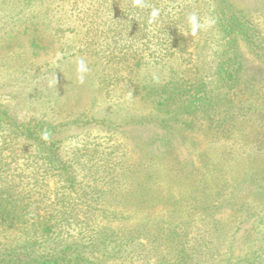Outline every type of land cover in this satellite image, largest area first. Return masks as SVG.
I'll return each mask as SVG.
<instances>
[{"label": "trees", "instance_id": "obj_1", "mask_svg": "<svg viewBox=\"0 0 264 264\" xmlns=\"http://www.w3.org/2000/svg\"><path fill=\"white\" fill-rule=\"evenodd\" d=\"M198 3L0 0V76L86 52L106 91L149 106L55 123L0 101V264H264V25L237 0ZM157 23L149 50L133 48Z\"/></svg>", "mask_w": 264, "mask_h": 264}, {"label": "rangeland", "instance_id": "obj_2", "mask_svg": "<svg viewBox=\"0 0 264 264\" xmlns=\"http://www.w3.org/2000/svg\"><path fill=\"white\" fill-rule=\"evenodd\" d=\"M194 1L200 4L198 3L200 0ZM237 2L242 5L240 7L252 13L254 20L260 21V24L264 25L263 17H256L258 12L264 11V0H237ZM199 13L203 17L206 16L203 12ZM4 20L7 19L0 17L1 22ZM160 22L162 20L158 21V23ZM158 23L150 24L142 35L136 39V42L132 45L133 48H136L138 43L144 42L145 45L142 46H148L149 50L153 41L149 40V38L152 37L155 41L158 38L156 30L164 28ZM203 23L204 27L196 37L202 40L199 44V57L205 54L204 59H206V40L212 41L215 44L216 38L215 29L210 24L211 21L206 17V22L204 20ZM97 33L98 35L96 36L101 35L100 32L94 31V34ZM134 35L136 36V34ZM123 39L127 40V37L123 36ZM120 42H123V40ZM58 58L57 53L49 49V52H43L37 57L29 56L30 60H28L31 63H35L36 68H38L37 73L34 71L36 69L31 72L28 71V73L14 69L10 76H0V101L17 112L19 116L44 118L55 123L68 121L86 112L89 116L109 117L110 119L122 122L126 118H130V115L134 113L142 114L148 111L149 106L146 104L147 102L139 104V101L128 100L123 95L120 97L115 96L113 92L108 91L109 87H107L106 91L105 86L102 84L105 63L96 55L83 52L79 54V57L74 56L63 62H58ZM80 60H83L85 63L86 72L81 73L78 70V61ZM54 62H57L55 66H58L59 69L56 70L57 67H54L55 72H52L53 74L50 75L45 68H47V64L53 65ZM1 73H4L2 68H0V75ZM81 76H83V82H81ZM94 80H96V83H94ZM97 80L100 82L98 83ZM101 130L93 126L90 131H85L88 132L87 136L98 138V141L106 144L107 138H105V132ZM123 142L124 138L118 141L117 146L119 144L121 146L116 147V151H121L124 146ZM77 143V138H71L64 142V148L68 151ZM181 150L185 151L184 147ZM52 197L54 196L52 195Z\"/></svg>", "mask_w": 264, "mask_h": 264}, {"label": "clouds", "instance_id": "obj_3", "mask_svg": "<svg viewBox=\"0 0 264 264\" xmlns=\"http://www.w3.org/2000/svg\"><path fill=\"white\" fill-rule=\"evenodd\" d=\"M140 3V0H135V4L138 5ZM159 15L158 9H153L151 12V19L155 20V18ZM189 23L191 25V32L193 35L196 34L198 30L202 27V25L199 23L197 16L193 13L190 14L188 17ZM78 70L83 73L87 71V68L85 66V63L83 60L78 61ZM81 82H83V76L80 77Z\"/></svg>", "mask_w": 264, "mask_h": 264}]
</instances>
